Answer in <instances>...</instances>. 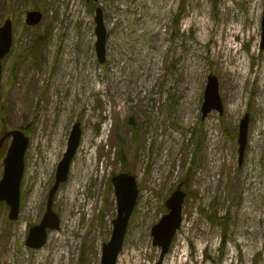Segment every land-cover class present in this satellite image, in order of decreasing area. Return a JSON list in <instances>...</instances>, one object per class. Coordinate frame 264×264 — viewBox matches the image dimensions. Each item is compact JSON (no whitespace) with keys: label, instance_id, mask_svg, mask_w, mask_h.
Returning a JSON list of instances; mask_svg holds the SVG:
<instances>
[{"label":"rangeland","instance_id":"1","mask_svg":"<svg viewBox=\"0 0 264 264\" xmlns=\"http://www.w3.org/2000/svg\"><path fill=\"white\" fill-rule=\"evenodd\" d=\"M32 10L42 16L29 26ZM262 12L263 0H0V25L12 21L0 136L20 128L29 137L18 218L0 204V264H99L117 209L110 178L121 171L139 191L116 264L158 260L151 228L178 184L182 221L162 264H264ZM209 75L223 114L202 118ZM75 123L79 145L52 203L59 227L31 249L28 231L43 217ZM9 143L0 147V178Z\"/></svg>","mask_w":264,"mask_h":264},{"label":"water","instance_id":"2","mask_svg":"<svg viewBox=\"0 0 264 264\" xmlns=\"http://www.w3.org/2000/svg\"><path fill=\"white\" fill-rule=\"evenodd\" d=\"M96 1V0H94ZM42 14L38 10L28 11L25 23L34 26L41 20ZM95 50L100 63L105 59L106 28L103 21V13L100 7L95 8ZM261 47L264 46V0L261 18ZM12 46V21L6 18L0 25V78L2 73V60ZM211 110H217L223 114V104L218 92L217 77L209 75L205 87L204 102L201 112L202 118ZM248 116L245 115L239 124L238 143L239 158L241 160L247 136ZM81 129L79 123H75L69 133L66 150L59 161L54 183L49 189L46 201V210L41 221L32 226L26 237L25 244L31 249L43 246L47 239L48 229L59 227V217L53 211V196L59 185L67 179L69 167L76 149L79 145ZM6 139L10 140L3 158V172L0 178V203L4 202L8 207L7 218L15 221L18 218L20 207V185L24 172L25 153L29 144V137L20 129L14 128L3 132L0 137V147ZM111 183L116 197V216L112 220V231L108 241L101 246L99 264H116L119 252L122 249L124 236L132 211L135 207L138 185L134 175L121 171L111 177ZM185 192L178 185L176 189L164 201L167 212L151 228L152 243L160 248L158 260L154 264H162L165 254L168 252L173 237L181 224L182 205Z\"/></svg>","mask_w":264,"mask_h":264},{"label":"trees","instance_id":"3","mask_svg":"<svg viewBox=\"0 0 264 264\" xmlns=\"http://www.w3.org/2000/svg\"><path fill=\"white\" fill-rule=\"evenodd\" d=\"M122 159H123V157H122ZM211 217V216H210ZM213 217L215 218V215H213Z\"/></svg>","mask_w":264,"mask_h":264}]
</instances>
